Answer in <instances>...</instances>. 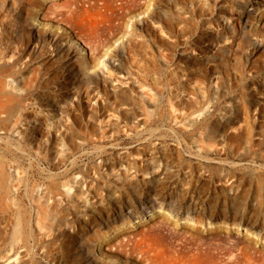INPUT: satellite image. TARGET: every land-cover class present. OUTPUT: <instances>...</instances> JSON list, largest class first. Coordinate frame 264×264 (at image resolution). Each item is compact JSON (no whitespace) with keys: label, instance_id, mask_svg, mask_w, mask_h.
I'll return each instance as SVG.
<instances>
[{"label":"rangeland","instance_id":"obj_1","mask_svg":"<svg viewBox=\"0 0 264 264\" xmlns=\"http://www.w3.org/2000/svg\"><path fill=\"white\" fill-rule=\"evenodd\" d=\"M11 1L0 17V264H151L147 242L163 249L158 264H227L243 250L241 264H264V189L230 186L264 168V0H129L123 19L102 21L122 25L99 48L82 9L69 19L54 0ZM18 16L21 60L7 37ZM217 197L227 212L199 224L194 210ZM100 231L112 246L99 248Z\"/></svg>","mask_w":264,"mask_h":264},{"label":"bare ground","instance_id":"obj_2","mask_svg":"<svg viewBox=\"0 0 264 264\" xmlns=\"http://www.w3.org/2000/svg\"><path fill=\"white\" fill-rule=\"evenodd\" d=\"M5 1L6 0H1L0 1V17H1V19L4 17V14H3L2 11L5 10ZM21 1L23 2V0H12L11 3H12V5H14V3H16V6H20L21 7L22 6L20 4ZM78 1L79 0H54L53 2H51V4L54 5V7L56 9L55 11L58 14H62V15L65 16V13L68 12L67 13V18H69V19L72 18V13L74 12V10L79 9V8L82 9L81 14L83 16V19H87L88 18L89 21L93 25V29L91 31L92 32V35H90V41L93 43L92 46H94V48H99V46L102 45L104 43V41L109 40V38H110V36H109L110 35V32H112V35L115 36L116 35V32L115 31L117 30V28L119 26L122 25V21H119L117 24L110 23L109 25H105V23L104 24H101V23H103L102 21H111L114 18L123 19L124 15H125V7H126V9L129 12H131L132 11V7L136 4L135 1H133L132 3H129V0H102V4L101 5H98L100 3L99 0H82V3H80V4H78ZM115 1H117L116 8L121 9V13H119V15H115L114 16L113 15V11H114L113 4H114ZM86 3H87V5H85ZM219 7H217V9H219ZM102 9H104V10H110V15L109 14L107 15V13L105 14V12H103ZM157 12H159V11H157V10L150 11L149 12L150 13L149 16H156V17H158L159 15L157 14ZM160 14L162 16V13L161 12H160ZM196 15H198V14H197V12L195 10H194V12H192L187 17L186 16L177 15V13H175L174 14V17H169L168 20L170 21L171 24H173L174 22H177V19H183V20L189 22L192 18L194 19V17ZM1 21H3V20H1ZM10 21H12V20L10 19ZM17 21H18L17 22L18 25L16 26L15 29L12 27L11 32L8 33L9 36H7V37H8L9 40H11L12 43L18 42V49H19V53H20L19 56H18V60L19 59L21 60V55L22 54L24 55V53L26 52V42H24V40H25V26H24V23H26L28 21V18H23L22 16H18ZM1 25H2V22H0V26ZM11 26H14L12 22H11ZM192 27H194V24L193 23H191V26H188L187 23H186L185 25H183L182 27L179 28V32L181 34H184L186 31H188L190 33L191 30H192ZM14 32L16 34H13ZM130 33L132 35L133 34V31H131ZM0 39H1V41L2 40H5L4 35H0ZM13 39H15V40H13ZM128 39H131V36H129ZM233 42H235V41H232L231 44H233ZM132 46H133V43H131V45L128 46V48H127V53L130 56V57L128 56L129 57V62H131V63H132V58H133V54H132L133 47ZM41 47H43V46H41ZM232 51L233 50L231 49V53L233 55H235V52L234 51L232 52ZM32 59H33V56L31 58V60ZM122 65H123V61L122 60H120V62L117 65L112 64V66H114V67L115 66L122 67ZM133 65H138V64L133 63ZM157 67H159V69H163V67L161 65H157ZM192 72H196V71L195 70H193V71L189 70L188 71L189 74H191ZM1 73L4 74L2 71H1ZM88 87H89V85H87L85 88H88ZM112 103H119V102H117L116 100H113V101H111L110 104H112ZM181 103H183V102H181ZM108 105H109V103H107V101H106L105 104H103V103L100 104V108H101V106L106 107ZM0 108H1V106H0ZM2 111H4V110H0V114H1ZM91 116L95 117L94 114H91ZM125 118H127V117L125 116ZM4 119L5 118H3V117L0 116V124H2V122L4 121ZM135 128L136 127H130L129 129L135 130ZM143 168H145V167H143ZM258 170H257V173L256 174L249 175V178L246 175L247 173H244V172L241 173L240 172V174H238V176L235 179H232V181H230L231 182L230 183V186L231 187H234L235 185H237V186H240V188H241V191L238 192L235 196H248V195H252L253 193H255V194L257 193L258 196H261V194H262L261 191H262V189H264V168L260 169L259 173H258ZM166 173L168 175H171V173H174V171L171 170V169H169V170H167ZM193 173H194V170H189L187 174L188 175H191V174L193 175ZM225 176L227 178V179L225 178L226 181L229 180V179H231V176H229V177H227V175H225ZM192 185H194V184H192ZM253 185L255 186L254 187L255 189H251V186H253ZM196 186H198V185H196ZM196 186H193V187L196 188ZM257 199H259V198L257 197ZM194 211L196 212V214H195L196 221L199 222V224L200 223L202 224L203 221H205V219L207 218L206 215H208L209 213L210 214H209L208 218L211 219V220H213V219L219 218V216L222 215V212H224V211L227 212V210L223 209V206H222V204L220 202V199L218 197H217V201L214 203V205H208V206L202 205L199 210L196 209ZM232 212H234V211L232 209H229V213L228 214H231ZM238 214H240V213H238ZM255 216H256V214H255ZM257 216H258V214H257ZM236 218H233V219H236ZM177 220H176V222H177ZM224 220H225V222H227L226 217H225ZM244 220H246V219H244ZM238 221H240V220H238ZM218 225H221V224H218ZM214 227L215 228H213L214 230L212 232H214L215 230L218 231L219 228H221V226H214ZM193 228H194V230L196 232L195 233H192L191 239H193L194 241H201L202 237L204 236L203 233H202V231L201 232L199 231L198 226H193ZM230 228H229V231H230ZM158 229L161 230L162 229V226L159 225ZM175 230H172L169 233L170 235L168 237H172L173 235H176V231ZM201 230H202V228H201ZM226 230H228V229H225V231ZM228 232H226V233H228ZM107 233H109V231H100L99 233H97L95 235L96 243H97V245L99 246L100 249L108 248V247L112 246V242H114V240H110L108 238ZM216 234H218V233H216ZM118 241H119L118 242V247H124V245L122 244L121 240L118 239ZM161 250H163V249H161L159 245L154 244V243L147 242L146 249L143 250L146 253V255L144 256V258L146 260H150L148 262H150L151 264H155L156 262L158 264L159 261H153L154 260L153 256L156 257V256H159L160 254L162 255V251ZM232 251H234V250H232ZM232 251L230 250L229 252L228 251L227 252L228 253H232ZM147 252L148 253L149 252H153V255H150L149 256L147 254ZM227 252H225V253H227ZM241 254H242L241 256H236L235 258H232L231 257L230 260L227 261V264H241V262L244 259L246 260V258L249 257V256H247V252L245 250H243ZM174 257H176V256H174ZM79 262H80V258H78V263ZM211 263L218 264L215 261H212Z\"/></svg>","mask_w":264,"mask_h":264}]
</instances>
